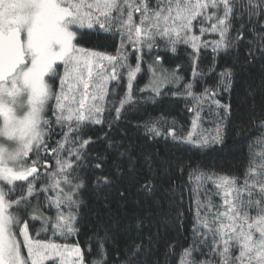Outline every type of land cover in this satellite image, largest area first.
I'll use <instances>...</instances> for the list:
<instances>
[{"label":"snow or ice","instance_id":"1","mask_svg":"<svg viewBox=\"0 0 264 264\" xmlns=\"http://www.w3.org/2000/svg\"><path fill=\"white\" fill-rule=\"evenodd\" d=\"M181 46L188 79L164 64ZM233 95L258 133L238 174L134 151L141 129L222 145ZM168 96L186 135L164 113L132 122ZM0 264H264V0H0Z\"/></svg>","mask_w":264,"mask_h":264},{"label":"trees","instance_id":"2","mask_svg":"<svg viewBox=\"0 0 264 264\" xmlns=\"http://www.w3.org/2000/svg\"><path fill=\"white\" fill-rule=\"evenodd\" d=\"M85 45L88 47H94L96 50H107L111 52L112 41H106L104 36L96 37L91 35L85 38ZM207 60H205V64ZM164 64L168 69H173L177 64L182 65L181 73L186 79L190 77V67L187 59L183 53V47L181 46V51L179 55L173 56L172 54H167L164 56ZM146 68V65L144 66ZM146 72L138 74V85L143 87L146 83ZM223 103L228 102L227 96L223 99ZM233 113L231 120L229 121V126L224 134V142L222 145H217L211 149L205 151H199L192 145L187 144H177L171 139H158L152 141L146 138L143 134V129L139 133L133 131L131 132L132 140L131 144L134 147L135 152H150L157 156L158 159H164L168 157H177L185 160L191 159L198 166L209 171H215L217 173H230L238 174L244 165L245 160V150L248 146L250 136L258 135L248 124L246 118L247 106L241 107L239 100L236 95H233L231 99ZM191 106V105H189ZM146 113L141 111L133 116L131 120L136 123L147 115L153 117L158 116L160 113H164L171 120L175 118L179 125L183 126L185 135L188 131H191V120L193 115L187 111L185 102L180 99L173 98L171 96L165 97L160 100L155 106L150 104L145 105ZM204 116L201 128H203L207 133H211L215 128L213 119L209 117L206 113L202 114ZM243 118V123H242ZM199 127V128H200ZM207 129V130H206ZM103 134L102 130L97 127L90 132L93 137L101 136ZM97 150H103V143H97L94 146ZM187 180V176L183 177ZM130 201L135 197V187H130ZM116 197L113 194L112 210L114 213L120 215L125 223H131L134 213L137 211L135 206L129 202L125 209L121 210L117 207ZM190 219L186 222V227H190ZM86 236L81 235L80 240L83 242ZM58 243H64L63 238L57 239ZM68 243H73L72 240H68Z\"/></svg>","mask_w":264,"mask_h":264},{"label":"rangeland","instance_id":"3","mask_svg":"<svg viewBox=\"0 0 264 264\" xmlns=\"http://www.w3.org/2000/svg\"><path fill=\"white\" fill-rule=\"evenodd\" d=\"M145 69H146V68H145ZM169 70H171V69H169ZM145 77H146L145 79H146V82H147V81H148V78H149L147 73H146V76H145ZM214 129H215V128H214ZM214 129L212 130L211 133H214ZM206 130H207V129H206ZM199 132H204L205 134H209V133H207L203 128H201V127L197 129V133H199Z\"/></svg>","mask_w":264,"mask_h":264}]
</instances>
